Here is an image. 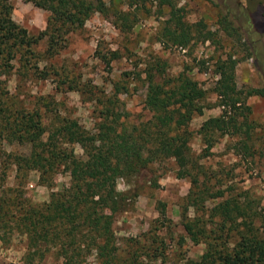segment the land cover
Masks as SVG:
<instances>
[{"label": "rangeland", "instance_id": "rangeland-1", "mask_svg": "<svg viewBox=\"0 0 264 264\" xmlns=\"http://www.w3.org/2000/svg\"><path fill=\"white\" fill-rule=\"evenodd\" d=\"M9 5L13 21L30 37L47 30L50 10L23 0H9ZM167 29L174 34L166 35ZM231 58L237 62L239 90H264V0H100L85 26L55 48L50 50L44 38L30 52H17L14 67L1 77L3 107L16 115H36L45 126V141L57 137L64 120L94 134L107 110L120 116L123 127H142L153 117L146 107L147 76L152 72L160 81L163 65L167 78L184 73L198 82L207 96L204 114L188 128L189 155L201 190L223 196L191 206L188 196L199 189L189 178H178L173 159H161L118 179L116 203L103 210L113 218L108 256H101L86 233L80 249L79 241L65 233L37 242L24 219L51 203L53 193L72 186L73 166L62 165L43 178L17 162L31 146L6 130L0 132V264H188L200 260L211 243L223 244L214 241L220 235L234 247L248 231L245 223L264 237V96L247 100L254 126L250 151L239 143L243 135L217 134L208 150L199 134L205 121L222 114L215 93L218 66ZM65 148L77 161L85 159L80 145ZM228 199L246 212L244 217L234 213L236 222L222 232L223 218L213 209ZM185 217L208 235L192 240Z\"/></svg>", "mask_w": 264, "mask_h": 264}, {"label": "trees", "instance_id": "trees-1", "mask_svg": "<svg viewBox=\"0 0 264 264\" xmlns=\"http://www.w3.org/2000/svg\"><path fill=\"white\" fill-rule=\"evenodd\" d=\"M23 1L50 10L52 17L46 31L37 38L30 37L26 29L13 21L9 0H0V87L4 71L9 72L14 67L12 62L17 52L22 49L26 53L30 52L32 46L44 38H48L50 50L55 48L72 31L85 26L100 0ZM177 25L184 27L182 19H178ZM171 34L174 33L167 29L166 35ZM174 39L179 40V36ZM236 64L231 58L218 66L220 79L215 93L219 97L222 114L205 121L199 131L208 144V150L214 147L217 134L243 135L244 138L239 142L242 149L251 150L249 141L254 126L249 120L251 107L247 105V100L254 95L264 96V90L251 89L246 93L239 90ZM164 69L165 65L161 67L160 81L152 72L147 76L146 107L153 117L140 128L129 129L119 125L120 116L116 117L107 110L96 133L85 131L76 121L64 120L57 127V137L45 141V126L37 121L36 115H16L11 109L3 107L5 101L0 95V132L8 130L13 139L31 146L29 155L17 157L20 165L38 170L43 178L62 165L73 166L72 186L53 193L52 201L46 207L27 213L24 225L35 241L50 242L65 233L64 237L79 241L80 249V243L87 234L101 256H108L113 218L103 210L109 202L116 203L118 179L133 175L161 159H173L179 167L178 178H189L193 187L199 189L192 190L188 196L191 206H199L223 196L214 195L207 189L201 190L199 177L194 173L195 166L189 155L192 135L188 128L196 116L204 114L203 101L207 92L184 73L177 78H167ZM112 116L115 119L109 121ZM65 144L80 145L85 151V159L77 161L74 152L68 151ZM213 212L223 218L220 231L224 232L227 224H234L238 216L244 217L246 210L228 199L215 207ZM161 213L166 216L164 209ZM234 213L239 215L234 218ZM185 218L184 228L192 240L208 235L204 227L198 228L197 222ZM245 226L248 231L241 233L234 247H230L227 239L224 240V236L220 235L214 241L222 240L223 244L211 243L200 260L188 264H264V237L253 232L248 223ZM101 238L104 243L100 242ZM64 255L72 259L68 251Z\"/></svg>", "mask_w": 264, "mask_h": 264}]
</instances>
